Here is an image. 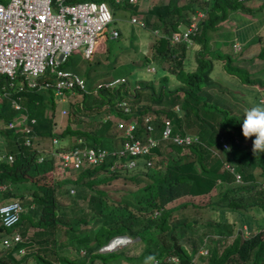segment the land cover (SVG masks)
Listing matches in <instances>:
<instances>
[{
	"label": "trees",
	"instance_id": "obj_1",
	"mask_svg": "<svg viewBox=\"0 0 264 264\" xmlns=\"http://www.w3.org/2000/svg\"><path fill=\"white\" fill-rule=\"evenodd\" d=\"M248 1L251 0H167L164 3L152 2L140 12L139 19L144 26L142 23L139 26L145 28L144 32L151 36L152 43L150 55L142 56L139 64L131 65L134 77H140L142 74L148 76L132 98L135 102L149 98L154 104H149L151 108L148 105L136 108L137 120L141 125L145 115L156 120L164 116L170 119L171 134L188 135L185 129L195 128L194 139L185 146L167 140L152 147L145 156L151 160V165H144V161H141L143 158L138 160L139 164L129 169H109L112 159L107 164L82 163L73 172L66 171L61 178L54 181L51 175L55 164L53 157L49 154L42 161H35V157L43 153L44 144L46 145L54 135L57 138L78 136L96 148L111 147V142L108 143L104 138L105 134H109L110 137L115 135V124L112 120L103 118L101 111L112 110L118 113L115 108L113 110V104L122 97H128L127 83L113 88H98L95 94L91 90L80 93L81 99L77 110L91 115L95 112L93 109L98 111L94 129L71 128L66 125L54 133L53 118L40 117L32 125L33 139L30 144H24L20 128L0 129V135L3 137V145L0 146L4 148L5 154L11 156L10 160H6L5 156L0 159V184L3 186L0 189V204L19 198L24 200L25 193L29 197L24 209L22 204L23 211L19 213L15 223L5 226L0 221V245L4 239L9 244L5 251L0 252V264H28V261L30 264H93L94 259L100 260L101 264H116L122 259L125 262L141 264L146 263V257L150 255L155 256L159 264H191L189 250L198 254L201 264H264V188L257 187L252 173V169L258 166V173L264 175V153L255 156L252 152L255 137L247 139L243 137L241 131L243 114H237L233 108L225 104L210 101L208 95L201 91L203 87L209 86V81L212 80L210 73L214 67L213 58H219L222 60L221 68L235 75L239 86L242 85L246 90L252 89L253 93L258 92L257 100L264 104L259 101V97L264 95V64L251 72L244 66L232 64L236 54L231 51L221 52L217 47H211L208 42L213 31L221 28L222 22L228 20L231 22V16H236L241 21L237 22L234 18L233 38L230 42L232 45L235 42L239 43V51L242 44L243 47L249 44L246 41L255 33L253 41L259 46L254 56L259 57L264 63V32L260 35L256 31L264 23V0H260L258 5L252 7L247 4ZM194 6L204 9L205 18L197 23L193 44L188 46L182 41H171L172 33L189 23V14L195 12ZM234 13L238 15H233ZM105 38H108L106 34H100L101 41ZM133 39L134 36L131 37L130 43ZM130 43L129 48L136 50L137 45L130 47ZM99 44L100 40H97L96 46ZM192 46H198L194 49L193 65L191 66L189 59L191 67H186L182 61L184 62V55L193 48ZM120 53L117 52L116 57ZM205 54L208 56L204 57ZM149 63L155 65V68L152 65V71L146 69ZM164 63L167 65L163 66ZM171 74L173 76L169 80L168 76ZM154 79L157 80L156 85ZM5 84L6 77L0 76V119L7 121L14 117L16 111L10 104V98L17 96L21 97L30 116L36 113L35 116L38 117V114H42L43 106L38 90L27 87L16 91ZM2 86L3 90L8 91L7 96L1 95ZM230 91L233 95L240 94L237 90ZM99 96L108 97V101L97 105L95 101ZM243 102L248 109L254 106L248 100ZM159 125L157 122L156 129ZM97 132L99 133L97 137L102 139L100 141L94 136ZM115 139L118 146L117 136ZM221 141L228 142V152L222 149ZM67 146L63 144L59 148ZM183 148L191 156L186 160L181 159L185 155L180 152ZM217 149L218 152L213 153V150ZM49 151L50 148L46 153ZM168 151L174 153L169 155ZM223 161H230L235 165L242 178L241 183L230 184L232 176L222 168ZM124 172L127 173L123 174ZM49 174L51 176L40 178V175ZM216 178L221 181L215 186ZM118 179H122V182L126 179L125 185L136 186L122 188L119 198L114 199L109 195V190L115 188L100 184L108 185ZM139 182L141 185H138ZM22 184L25 186L19 190L18 186ZM62 185H80L92 191L87 193L84 188L75 187L76 190L72 193L75 194V198L70 197L69 207L80 197L86 198V206L84 209L78 208V215L73 220L64 219L65 207L59 206L60 198L63 197L65 200L67 194L70 195L69 191L73 192L66 187L61 194L60 188H56ZM181 185L183 193L193 196L210 195L216 187L214 196L207 201L213 210L209 211L206 217L208 219H205L204 223L209 226L211 233L203 237V247L200 249L198 242L201 238L187 233L192 223L200 221L196 218L198 216L185 214L180 219L170 217L173 209L186 205L185 202L164 206L166 200L173 199V189L177 194L181 191ZM27 188L29 192H25ZM235 191L245 192L246 195L237 197L234 195ZM29 203L32 207L26 211ZM54 205L59 207L58 214L57 209L52 207ZM192 205L199 207L195 202H192ZM156 209L158 211L153 213ZM249 210L260 215L257 224L260 227L255 234L247 238L236 236L229 243H224V239L232 234L236 227L233 221L234 212H239L246 221L249 214L252 216ZM28 223L39 228L35 230L33 236L30 235L31 241L23 236ZM82 224H90V227L82 229ZM57 225L59 228L62 227L60 229L64 237L57 236V239L47 237L58 235ZM146 229H152L155 233L156 242L148 238L153 244L150 249L144 248L136 255L125 254L124 249L96 252L110 236L125 234L129 238L141 237ZM15 234L22 236V239L15 241L13 238ZM206 239L210 240V243H206ZM51 245L53 247H50ZM21 248L22 251L19 252ZM67 248H73L74 251L82 249L84 255L81 258L79 256L71 258L68 256ZM157 263L152 261L151 264Z\"/></svg>",
	"mask_w": 264,
	"mask_h": 264
},
{
	"label": "built area",
	"instance_id": "obj_2",
	"mask_svg": "<svg viewBox=\"0 0 264 264\" xmlns=\"http://www.w3.org/2000/svg\"><path fill=\"white\" fill-rule=\"evenodd\" d=\"M123 0H114V2ZM129 4H135L137 0H124ZM139 15L129 17L131 23L140 24ZM112 19L111 11L105 1L95 0H0V76L6 77L5 86L17 90L25 88L45 91L51 89L54 95L63 96L65 92L72 94L87 93L82 76L75 71L65 68L63 63L72 54L89 59L99 41L100 34H106L108 38H115L118 31L111 28L107 32V24ZM197 30L189 22L181 33H173L171 41L183 40L190 43L191 36ZM232 48H240L235 42ZM152 68V66H151ZM124 76L99 81L95 84L93 92L98 88H113L125 83ZM135 83L128 89V94L134 96ZM1 95L7 96L8 91L3 90ZM19 97L10 98L15 116L7 121L0 120V129L12 128L21 125L24 132V143L31 142L27 135L31 132L29 123L34 122V117H28L26 108L18 101ZM264 102V95L259 97ZM120 116L114 118L115 135L118 146L109 148H96L93 145L83 143L80 137H71L66 148H55L56 137L51 138L49 154L55 162L68 171L76 170L82 163H104L112 159L109 169H129L139 164V159L144 165H151V160L145 156L151 148L161 141L174 142L186 145L192 136H180L171 134L170 119L161 116L145 115L141 125L136 114L131 111L126 100L116 103ZM176 108V107H175ZM22 112V113H21ZM66 108H61V115L66 114ZM105 118H111L106 114ZM27 120V121H26ZM159 127L155 133L156 123ZM5 156L10 160V154L2 152L0 159ZM43 160L38 155L36 161ZM229 170L232 166L225 164ZM232 171V170H231ZM235 180L239 179L236 173ZM0 187H3L0 184ZM22 211L19 200L14 199L0 204V221L8 226L15 223ZM15 241L20 239L18 234L13 236ZM3 245L9 244L4 239ZM22 251V248L19 249Z\"/></svg>",
	"mask_w": 264,
	"mask_h": 264
},
{
	"label": "rangeland",
	"instance_id": "obj_3",
	"mask_svg": "<svg viewBox=\"0 0 264 264\" xmlns=\"http://www.w3.org/2000/svg\"><path fill=\"white\" fill-rule=\"evenodd\" d=\"M4 1V0H2ZM107 4V6L109 7L110 11H111V15H112V19L108 22L107 24V32L111 29V28H115L119 31L117 37L115 38H105L104 40L101 41L100 39V44L97 45L94 48V51L92 53V55L90 56L89 59H84L80 56H78L77 54H72L71 56H69L65 62L63 63V65L65 66V68L70 69L72 71H76L80 76L83 77L84 82H85V88H93L95 87V84L97 83L96 81H100L102 79V77H104V79H107L109 77H116L119 75L122 76H126L127 77V84L129 86H132L135 82L137 84H139V86H141V84L144 82V80L148 79V76H144V74H142L140 77L135 76L134 77V71H132L133 69H131V65L132 64H139L142 60V56H149L150 55V44L152 42H150L151 40V36H149L148 33L144 32V27H140L139 24L136 23H131L129 20V16L132 14H137L139 15L140 12H142V10H144L146 7H148L150 5V3L154 2V3H164L167 0H138V2L136 4H129L126 1H118V2H114V0H104ZM260 0H251L248 1V5L252 6H256L260 3ZM195 7V6H194ZM193 7V8H194ZM204 9L201 8H196L195 7V12H193L192 14H189L190 17V21L191 24H193L194 26H196V24L202 20L203 18H205L204 16ZM237 12H241L240 10H236ZM233 15H238L237 13H234ZM204 16V17H203ZM231 22H229V20L227 22H222L223 24L220 25L221 28L213 31L212 34V38L208 41L211 44V47H217L218 50L222 51H228V52H232L234 54H236V57H234L232 64L234 65H240V66H244L246 67L249 71H255L257 68L263 66V62L261 61V59L258 57H255L254 54L257 52L258 50V43L254 42L253 40H255L254 35H252L251 37L248 38V40L246 42H249V44H247L245 47H243L244 45L242 44L241 50L238 51L237 48H232V43L230 42V40L232 41L233 38V25L232 22L234 21V18L236 19V21H241V19L237 18L236 16H231ZM249 18V17H247ZM142 23V21H141ZM235 23V22H234ZM143 25V23L141 24ZM144 26V25H143ZM182 28V27H181ZM258 33L261 35L264 32V23H262L260 25V27L257 28ZM153 33V32H152ZM135 37V39H133V42L130 43L131 37ZM194 41V40H193ZM129 43H130V47H132L133 45H137L136 50H133V48H129ZM193 44V43H192ZM193 47V46H192ZM198 47V46H197ZM196 46L193 47L192 49L189 50V52H186L184 55V62L182 61V63L186 66V67H191L193 65V57H194V49L197 48ZM121 49V50H120ZM121 52L119 54L118 57H116L117 52ZM207 57L208 55L205 54L204 57ZM189 59H191V66L189 64ZM213 63H214V67L213 70L211 71L210 75L212 76V80L209 81V86H205L201 89L202 93H206L209 97L210 101H216L218 103H220L221 105H227L230 106L231 108H233L232 110L234 112H236L237 114H243L248 110L247 107H245L244 105H246L243 100H248L250 104L252 105H256V104H260L257 100L259 93L255 92L253 93L252 89L250 90H246L245 87L239 86L238 84V78L233 75V74H229L227 72H225L222 68H221V63L222 60L219 58H213ZM216 63V64H215ZM150 65H146V69L148 71H152L153 70V66L155 68V65L153 63H149ZM167 63H164L163 66H166ZM153 65V66H152ZM152 66V68H151ZM145 67V66H144ZM172 67V65L170 66ZM218 68L220 70H218ZM171 70H173V68H170ZM172 74L170 76H168V79L170 80L172 78ZM154 84L156 85L157 80L154 79L153 80ZM156 88V86H155ZM256 88L258 89L259 87L256 86ZM230 89L233 90H237L238 93L240 94H235L233 95L232 92L230 91ZM260 89V88H259ZM142 92L144 93L145 91L142 90ZM247 92V93H246ZM248 94V95H247ZM80 95L74 94V95H70L69 92H65V94L60 98L57 97L55 95H53L52 97V91H51V95L49 96V100H51V98H53V106L55 109L58 108V106H60V104H64V105H68V112L67 115H63L61 116V119H59L57 121V125L55 126V128L57 130H59L62 126L63 122H70L72 124V128H92L93 126H96L97 122L95 121L96 116L98 115V111L93 109L92 111H95L93 113V115H91V113H85L83 114L82 112L77 110V103L80 99L81 96ZM108 97L106 96H99L98 98H96L97 100L95 101V103L97 105H101L104 102L108 101L107 100ZM126 100L129 101V98L126 97H122ZM112 98H110L111 100ZM72 100L74 103H69L68 102ZM131 101H134V105L133 107L136 109L141 105H148L149 108H151V106L149 104H154L152 101H150L149 98H145L144 100H138L137 102H135L134 98L131 99ZM260 101V100H259ZM76 103L75 106H73ZM11 104V103H10ZM45 104H47V109H51L50 108V104L47 101V97L45 100ZM12 105V104H11ZM264 105V104H261ZM102 113V117L105 115L104 110L101 111ZM68 117V118H67ZM10 120V119H9ZM185 129V128H184ZM56 130V132H58ZM186 132H188L190 134V136L193 137V133L195 132V128L192 127L190 129H185ZM97 135L99 136V133L97 132L94 136L97 137ZM106 138H104V140L108 141V143L113 142L111 146L114 145V143L117 142V140L115 139V137L117 135H114L113 137H110L109 134H105ZM90 138V137H88ZM62 138H58V146H61L62 143L60 141H62ZM70 140V139H69ZM88 140V139H87ZM102 140L101 138L97 137V141ZM89 141V140H88ZM3 142V137L2 135H0V144H2ZM68 143V142H67ZM55 146V145H54ZM50 141L47 142V144H44V148H43V153L41 154L44 157L49 156V153L47 154V149L50 148ZM1 151H5L4 148H2L0 146ZM185 153L184 157L181 159L182 160H186V158L191 157L188 153H186L184 151V148L180 151ZM174 152L172 151H168V154L171 155ZM45 156H44V155ZM180 161L177 160L176 162L178 163ZM153 168V167H152ZM151 168V169H152ZM53 173L52 175V179L54 181H57L56 179L61 178V176L63 174H65L66 171H68L67 169L61 167L58 162H55L54 167H53ZM161 171V170H160ZM259 168L254 167L252 169V173L255 176L256 181L258 182L259 180L262 179V177L264 178V175H261L258 173ZM73 172V171H72ZM127 172H124L123 174H125ZM74 173H72L73 175ZM49 175H40L41 179L44 177H49L51 176ZM43 176V177H42ZM74 176V175H73ZM122 179H118L115 180L113 182H111L108 185H104V184H100V186H105V187H114L115 190H109V195L114 198L117 199L120 196V193L122 192V188L125 187H130V188H134L136 185H125L127 183V180L125 179L124 182L121 181ZM68 183V182H67ZM138 185H141V183L139 182ZM25 186V184L19 185L18 188L19 190H22L23 187ZM33 186V185H32ZM79 186L80 188H84L86 190L87 193H91L92 191L87 190L85 188V186H80V185H62L61 187H57L56 189H59L60 193H64L65 188L69 187V190L72 189L73 192H70V195L67 194V197H65L66 199L64 200V198H60L59 203L61 207H65L63 208V218L66 220H73L74 217L76 215H78V208H85L86 206V198H77L75 200V204H72L73 206L69 207L68 203L70 201V197L75 198V194H72L75 192V187ZM99 186V185H98ZM181 191L178 192V194L174 191L173 189V195L171 200H166L164 202V206H172L175 205L177 203H181V202H185L186 205L181 206L177 209H173V211L170 213V217L171 218H176V219H180L181 217H183V215L185 214H189L191 216H193L194 214H196L199 218L200 221L199 222H194L192 223V225H190V227H188L187 229V233L190 236H197L200 237L201 239L198 242V249H200V247H203V242L202 239L204 236H207L211 233L209 226L205 225V219L207 215H209V211L212 212L213 209H211L209 207V205L207 204V201L211 199V197L214 196L215 192H216V187L211 191L210 195H196L193 196L192 194H188V193H183V186L181 185ZM2 187H0L1 189ZM119 189V190H117ZM29 192V188L25 189V192ZM57 193V192H56ZM55 193V194H56ZM60 193L58 194V196H60ZM25 199L21 200L20 198V202L21 204H23V207L27 204L26 201L29 200L28 194L25 193ZM235 196H242V195H246L245 192H241V191H236L234 192ZM64 196V194H63ZM249 198V197H248ZM246 201V200H243ZM192 202H195L199 207H196L194 205H192ZM76 205V206H74ZM32 207L31 204H29V208L26 209V211H28L30 208ZM55 210L57 209V214L60 212L58 211L59 207L56 205L52 206ZM215 212V211H214ZM152 217H154L152 215ZM240 218V214L235 212L234 213V220L236 222L239 221ZM59 225V224H58ZM57 225V226H58ZM252 225H254V221L252 223ZM90 227V224H82L81 228L82 229H88ZM254 227V226H251ZM260 227V226H259ZM36 227L32 226L29 227V229H27V233H30V231L32 229H35ZM59 228V226H58ZM62 228V227H60ZM59 228V233L58 235H55L56 239L58 238L57 236L60 237H64L62 230ZM154 231L152 229H146L143 233V235L141 237H133V238H126V242L124 243V245L119 248V249H124L125 254H138L141 250H143L144 248H152L153 244L152 242L148 241V238H151L152 240H154V242H156L155 239V235H154ZM50 237V236H49ZM53 237V235L51 236ZM208 238V237H207ZM150 239V240H151ZM231 240V237H226L224 239V243H228ZM206 243H210V240L208 241L207 239L205 240ZM122 245V241L118 240V236H114L111 237L107 243L101 247H99L96 252H112V251H118L114 250L116 248H118V246ZM59 246V245H58ZM50 247H53V245H51ZM6 247H1L0 245V252L1 251H5ZM33 248V247H32ZM59 249L61 250V248L59 247ZM67 252H68V256L69 257H76L79 256L80 258L84 255L81 250H77L74 251L73 248H67ZM190 255H191V264H201V260L198 259L196 252L189 250ZM156 263L158 262V260H156ZM152 261H147L146 263H141V264H151ZM23 264V263H21ZM28 264H30V262L28 261ZM93 264H101L100 260L98 259H94ZM116 264H136V263H132V262H125L123 259L121 261L116 262ZM159 264V263H157Z\"/></svg>",
	"mask_w": 264,
	"mask_h": 264
},
{
	"label": "clouds",
	"instance_id": "obj_4",
	"mask_svg": "<svg viewBox=\"0 0 264 264\" xmlns=\"http://www.w3.org/2000/svg\"><path fill=\"white\" fill-rule=\"evenodd\" d=\"M100 1H102V0H100ZM137 2H138V0H137ZM136 2V3H137ZM135 3V4H136ZM131 15H133V14H131ZM130 15V16H131ZM141 15V14H140ZM129 16V17H130ZM182 27V28H181ZM186 27V25H182V26H180V28H179V30H175L173 33H181V31L184 29ZM197 31V30H196ZM196 31H195V33H196ZM172 33V34H173ZM195 33L191 36V40H190V43H187L186 41H183V40H178V41H182V42H185V43H187V45L189 46V45H191L194 41V37H195ZM178 41H176V42H178ZM85 59V58H84ZM122 76V75H121ZM124 77L126 78V76L124 75ZM127 79V78H126ZM125 83H127L126 81H125ZM125 83H123V84H125ZM136 83V82H135ZM134 83V84H135ZM133 84V85H134ZM119 85H121V84H118V85H116V86H114V87H117V86H119ZM132 85V86H133ZM132 86H129L128 84H127V89H126V92H127V95H128V97L129 98H131L132 99V97L133 96H130L129 94H128V89L130 88V87H132ZM140 86H139V84H138V88H139ZM22 90V89H21ZM138 89L136 88V90L134 89V95H135V93H136V91H137ZM17 91H19V90H17ZM39 91V90H38ZM45 91H48L49 92V96L51 95V89H46ZM40 92H43V91H39V93ZM95 92V91H94ZM93 92V93H94ZM53 95H54V93L52 92V97H53ZM72 95H74V94H72ZM71 95V96H72ZM77 95H80L79 93L77 94ZM49 96H46L47 97V101L49 102V104H50V110H49V116L48 115H46V117H52L53 118V113H55V112H58L59 113V116H58V120L59 119H61V116H63V115H67V112H68V110H69V108H68V105H64V104H60V106H58V108L57 109H55L54 108V106H53V103H54V101H53V98H51V100H49L48 98H49ZM55 96H57V97H62V96H58V95H55ZM17 97H19L18 98V101L22 104V105H24L23 103H22V101H21V97L20 96H17ZM13 98V97H12ZM14 98H16V97H14ZM122 99H124V98H121L120 100H122ZM131 99H129V101L128 100H126V99H124V100H126L127 102H128V104H129V107H130V109H131V111L132 112H134V114H135V108L133 107V105H134V103H131ZM23 100V99H22ZM45 100H46V98L43 100V103H45ZM119 100V101H120ZM118 102V101H117ZM116 102V103H117ZM11 103V102H10ZM43 103H41V105L43 104ZM69 103H74L72 100H70L69 102H68V104ZM77 104L79 103V101L78 102H76ZM76 103L73 105V106H75L76 105ZM116 103L115 104H113V110H114V108L117 110V112L118 113H120L118 110V108H117V106H116ZM135 106V105H134ZM13 107V106H12ZM25 107V106H24ZM106 107V106H105ZM26 108V107H25ZM61 108H66V110H67V112H66V114H63V115H61V113H60V110H61ZM15 110V109H14ZM16 111V110H15ZM105 112V111H104ZM17 113V112H16ZM112 113L113 114H115V116L114 115H112V114H110V112H108L107 114H110L111 115V118H105V115L103 116V118H105V119H110V120H112V118H115V117H117V116H120L121 115V113L120 114H118V113H115V112H113L112 111ZM15 116V115H14ZM68 118V117H67ZM0 120H3V119H0ZM54 120V125H53V128H54V133H56V128H55V126L57 125V121L58 120H55V119H53ZM5 121V120H4ZM35 118H34V122H32V123H29V125H30V129H31V132H29L27 135L29 136V138H30V140L32 141V139H33V130H32V125L35 123ZM113 121V120H112ZM66 125H68L69 127H71L72 128V124L70 123V122H68V121H66V122H63L62 123V126H61V128L59 129V130H57L58 132L62 129V128H64ZM13 129H16V128H20V132H22L23 133V140H24V132L22 131V128H21V126L20 125H18V126H16V127H12ZM9 129H11V128H9ZM241 131H242V135H243V137L244 138H250V137H255V139L253 140V146H252V152H253V154L255 155V156H259V154L260 153H264V105H261V104H256V105H254V106H252V107H250L245 113H244V116H243V121H242V125H241ZM157 132V129H156V127H155V133ZM187 134H189V133H187ZM190 135V134H189ZM180 136H184V135H180ZM53 136H51V138H52ZM54 137H56L55 135H54ZM70 137V139H71V137H73V136H69ZM76 137H78V136H76ZM57 138V137H56ZM83 140V139H82ZM31 143V142H30ZM29 143V144H30ZM57 143H58V138H57V142H56V144H55V146L56 147H60V146H58L57 145ZM68 143H70V140H68ZM68 143H67V145H68ZM83 143H85L84 141H83ZM25 144V143H24ZM87 144V143H86ZM50 145H51V139H50ZM89 145V144H88ZM178 145H181V144H178ZM62 146V145H61ZM183 146H185V145H183ZM221 147H222V149H224V150H226L227 152L229 151V149H227L228 148V142L227 141H221ZM216 152H218V149L217 150H213V153H216ZM39 155H41V154H39ZM38 156V155H37ZM36 156V157H37ZM42 156V155H41ZM36 157H35V161H36ZM37 162V161H36ZM225 164H228V165H230V166H232V168L233 169H231V170H229L227 167H225ZM222 168H224L226 171H228L229 173H230V175L232 176V178H231V182H230V184L231 183H233V184H235V183H241L242 182V178H241V176H240V173H239V171H237L236 169H235V165L233 164V163H231L230 161H223V163H222ZM238 174L239 175V179L238 180H235V175L234 174ZM256 180V179H255ZM221 180L219 179V178H216V181H215V186L220 182ZM257 182V181H256ZM257 187L258 188H264V178L262 177V179L261 180H259L258 182H257ZM236 192V191H235ZM238 197V196H237ZM17 200H19V199H17ZM20 202V201H19ZM21 203V202H20ZM22 205V204H21ZM210 207V206H209ZM23 209H24V207H23ZM23 209H22V211H23ZM21 211V212H22ZM156 211H158L157 209L156 210H154L153 211V213H155ZM249 212L252 214V216H250V214H249V217H246V221L242 218V215L239 213V212H237V213H239L240 214V218H239V221L238 222H236L235 220H234V214H233V221L236 223V227L233 229V232H232V234H230L229 236H227V237H231V240H233L236 236H238V237H244V238H247V237H249L250 235H253V234H255V232L257 231V229H258V227H259V225H257L258 224V220H260V215H258V214H256V213H253L251 210H249ZM152 213V214H153ZM235 213V212H234ZM253 221H254V225H252V223H253ZM251 226H254V227H251ZM114 236H118V240H121L122 241V245L121 246H118V248H116V249H114V250H117V249H119V248H121L123 245H124V243L126 242V238H129V237H127L125 234H115V235H113V236H110L108 239H107V241L111 238V237H114ZM20 239H22V236H20ZM230 240V241H231ZM107 241L104 243V244H102L101 246H103V245H105L106 243H107ZM229 241V242H230ZM228 242V243H229ZM1 245L2 246H4L3 245V243H1ZM100 246V247H101ZM5 247V246H4ZM83 252V251H82ZM146 261H155V256H152V255H150V256H148V257H146Z\"/></svg>",
	"mask_w": 264,
	"mask_h": 264
},
{
	"label": "crops",
	"instance_id": "obj_5",
	"mask_svg": "<svg viewBox=\"0 0 264 264\" xmlns=\"http://www.w3.org/2000/svg\"><path fill=\"white\" fill-rule=\"evenodd\" d=\"M148 1V0H147ZM149 2V1H148ZM132 14V13H131ZM76 72V71H75ZM77 73V72H76ZM120 76V75H119ZM112 77H109V78H107V79H104V77H102V79L100 80V81H103V80H108V79H111ZM96 82H99V81H96ZM94 88V87H93ZM93 88H87V89H89V90H91V92H93ZM97 90V89H96ZM93 94H95V93H93ZM39 95L41 96V102L43 103V100L46 98V96H49V92L48 91H43V92H40L39 93ZM80 97V96H79ZM96 97V96H95ZM79 102H80V100H79ZM42 106H43V110H42V114L40 113V114H38V117H36L35 116V114L34 115H29L28 113H27V109H26V113L28 114V117H34L35 118V120H38V119H40V117H46V115H48L49 114V109H47V104H45V103H43L42 104ZM110 112V114H112V115H114L115 116V114H113L112 113V110L111 111H109ZM22 113V112H21ZM108 112H105L104 114H107ZM49 116V115H48ZM58 116H59V113L58 112H55V113H53V119H55V120H58ZM111 116V115H110ZM112 120H114V118H112ZM94 127L95 126H93L92 128L94 129ZM92 128H87V129H89V130H91ZM63 140L62 141H60L61 143H62V145L63 144H67V142H68V140L70 139V137L69 136H67V137H65V138H62ZM112 143L113 142H111V145H112ZM90 145V144H89ZM116 145V143H114V145L113 146H115ZM72 190V189H71ZM30 204V203H29ZM25 207V206H24ZM35 215V214H34ZM34 215H31V216H34ZM27 227L25 228V230L23 231V236H24V238H26V239H29L30 241H31V238H30V235L31 236H33V234H34V232H35V230H37V229H39L37 226H35V225H31L30 223H28L27 225H26ZM32 226H34V227H36L35 229H32L31 231H30V233H27V229H29V227H32ZM16 231H18V229H15ZM51 237V235H47V237ZM35 237V236H34ZM55 237V235L53 236V238ZM19 252H21V251H19Z\"/></svg>",
	"mask_w": 264,
	"mask_h": 264
}]
</instances>
